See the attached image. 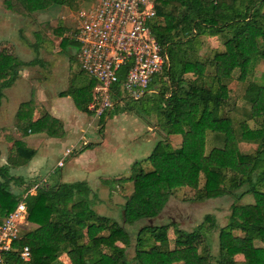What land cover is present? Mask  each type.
Wrapping results in <instances>:
<instances>
[{"label": "trees", "instance_id": "obj_1", "mask_svg": "<svg viewBox=\"0 0 264 264\" xmlns=\"http://www.w3.org/2000/svg\"><path fill=\"white\" fill-rule=\"evenodd\" d=\"M88 1L0 0V5L27 16L52 5L76 10ZM51 23L55 36L76 44L75 40L62 36L63 28L56 20ZM147 25L167 60L161 73L148 83L151 95L147 94V98L152 106L143 114L155 116L156 125L165 136L178 134L179 146L173 148L163 138L143 158L149 168L140 169L139 176L133 179L132 190L121 205V223L94 212L89 206L94 193L83 180L37 188L25 199L26 221L32 228L20 233L13 244L26 245L30 258L25 262L14 257L11 264H52L61 252L70 264H264L253 243L257 240L264 244V85L249 79L253 65L264 59V0H155L154 15ZM220 35L224 37L223 49L215 51L210 59H200L197 51L201 37ZM41 42L36 37L31 43L35 53ZM37 60L34 57L23 62L0 48V101L2 90L16 79L17 68ZM207 63L213 69L209 86L203 81ZM235 69L240 86L234 98L248 103L247 109L239 111L245 119L253 120L254 127H249L245 120L233 124L222 112L228 104V82ZM121 76L122 73L120 79ZM95 84L90 77L80 86L70 85L58 94L70 96L75 107L88 112L86 105ZM30 93L15 112L20 135L42 132L61 136L62 126L56 118L43 113L32 119L37 101L34 92ZM207 132L220 134L222 145L205 153ZM10 141L14 148L13 155L8 156L11 164L28 161L33 156L34 150L23 141ZM239 142L253 143L255 148L252 152H241ZM0 179L1 220L17 201L9 182L19 185L21 178L9 175L7 165H0ZM180 187L193 190L192 201L231 198L227 221L217 227L214 259L206 238L209 230L216 227L212 215H204L190 230L171 223L173 249L168 248L166 224L151 223L173 190ZM246 193L252 195V203H238ZM137 220L145 223L133 233V257L128 259L125 249L130 236L122 224L130 225ZM234 230L240 234H234ZM237 254L242 260L234 259Z\"/></svg>", "mask_w": 264, "mask_h": 264}, {"label": "rangeland", "instance_id": "obj_2", "mask_svg": "<svg viewBox=\"0 0 264 264\" xmlns=\"http://www.w3.org/2000/svg\"><path fill=\"white\" fill-rule=\"evenodd\" d=\"M86 5L81 4L76 10H70L66 5H52L42 11L32 12L27 16L10 12L0 5V48L10 52L23 62L34 59V57H37L40 61V64L34 63L26 67L19 66L16 71L19 72L17 73V77L20 78L4 91V116L0 118V123L7 124L13 118L14 129L11 130L15 133V136H11L9 131L5 132V135L3 134V142H11V139L23 137L16 129L14 111L15 109L17 110L16 107H18L21 101L29 99L32 94L30 91L34 92V87L38 83H41L40 86H44L49 92H61L67 90L70 85L77 87L89 80L90 77L80 70L77 61V44L64 42L63 39H60L59 36L57 37L51 32V28L53 27L51 20H56L57 25L63 28L62 36L73 39V33L77 26V13L80 8ZM36 37L42 39L37 53L30 46ZM223 39L224 37L221 35L201 37L202 43L197 51L198 57L200 59H210L215 51L223 49ZM160 73L154 74L151 79ZM212 73L211 64L207 63L203 80L205 86H209ZM237 73L238 69H235L231 80L228 82L230 96L228 104L223 107L222 112L232 119L233 124H236L240 120H245L249 127H254L253 120L245 119L239 111L240 108L247 109L248 103L242 99L234 98V94L238 92L240 86L239 81L236 79ZM37 77L42 78L37 80ZM249 77L250 80L264 85V59H259L253 65ZM118 85L119 81L111 87V90H113L110 97L112 108L109 114H107L113 115L114 118H108L104 122V126L100 125L107 116L104 113L101 118L99 117L101 121L99 118H94L91 123L95 125L96 129L100 130L102 128L100 131L97 132L93 126H90L89 130L82 134L85 142L92 143L89 149V157L84 158L89 152L85 149H82L85 150L83 153H81V150L78 154L71 155V153L78 151L72 148L69 155L63 157L61 168L54 167L56 160L61 158L62 151L58 152L57 149L61 147L63 150L65 146L68 148L72 146L79 134L77 133L69 141L67 140L68 142L65 141L64 136H43L38 143L39 147L33 161H37L38 163L39 175L46 179L44 186H50L59 181H86L94 193V198L90 201L89 206L95 213L107 216L121 223V205L124 197L132 190L133 179L139 176L140 169L146 170L149 168V164L145 163L143 158L150 153L155 143L163 138H166L173 148L178 147L180 136L178 134L165 136L164 132L156 125L155 116L153 117L150 114L149 117L143 114L152 106V102L150 103V99L147 98L151 95L149 94L150 90L145 91L137 99H132L126 94L120 93ZM140 98L143 100H140ZM73 109L79 110L75 106ZM84 124H86V121H84ZM28 135L32 140L36 138L38 132L28 133ZM221 145L222 136L220 134L213 132L206 133L205 153L210 148L220 147ZM83 146V144L80 145V147ZM8 147L10 155L14 152V148L12 144ZM238 148L241 152H252L255 144L239 142ZM87 158L90 160H87ZM18 171V173L27 174L23 167ZM8 173L14 175L16 169L9 168ZM201 182L202 177L200 178V184ZM15 191L16 199H18L20 193H16ZM192 195L193 190L188 187H180L173 190L163 209L151 220V223L166 224L168 248L173 249L174 233L173 226L170 225L171 223L175 224L178 228L190 230L202 221L204 215H212L216 227L209 230L206 238L210 254L214 259L217 256V227L224 225L227 221L231 198L221 196L201 201H192L190 199ZM252 201V195L246 193L240 197L238 203L248 204L252 203ZM144 223V220H137L130 225L122 224L128 230L130 236V244L125 249V257L128 259L133 257V233ZM31 228V225L27 223L19 231V234L29 231ZM233 233L236 235L240 234L237 230H234ZM253 243L257 256L264 258V244L257 240ZM115 245H120V243L115 242ZM234 259L240 261L242 260V256L237 254L234 256ZM52 264L70 263L65 253L61 252ZM173 264L181 263L177 262Z\"/></svg>", "mask_w": 264, "mask_h": 264}, {"label": "built area", "instance_id": "obj_3", "mask_svg": "<svg viewBox=\"0 0 264 264\" xmlns=\"http://www.w3.org/2000/svg\"><path fill=\"white\" fill-rule=\"evenodd\" d=\"M154 2L90 0L79 9L73 40L78 46L80 69L96 82L86 105L93 118L98 119L112 108L111 87L117 81L120 93L137 99L147 90L151 77L165 67L166 54L147 25L154 15ZM72 148L64 149L63 155L69 154ZM61 165L62 160H58L56 166ZM44 183L42 179L30 184L20 194L13 209L1 218L0 264H11L14 257L25 262L29 260L28 247L13 244L27 224L26 197L33 195Z\"/></svg>", "mask_w": 264, "mask_h": 264}, {"label": "crops", "instance_id": "obj_4", "mask_svg": "<svg viewBox=\"0 0 264 264\" xmlns=\"http://www.w3.org/2000/svg\"><path fill=\"white\" fill-rule=\"evenodd\" d=\"M0 40H1V38H0ZM35 63L40 64V61L37 60ZM39 64H36V65H39ZM17 73H19V72H17ZM17 76H18V74H17ZM19 78L20 77H16L14 82ZM41 78L37 77L36 79L38 80ZM12 84L9 87H11ZM40 84L41 83H38L34 87V95H35V99L37 101V104L35 105L34 109L32 110V115H31L32 119L38 118L43 113H47L51 117L56 118L61 123L62 130H63V133L61 136L62 137L64 136V138L66 139L65 141H67V140L69 141L74 135H77V133H79L77 138L75 139V143H73L72 146L69 147V148L73 147L74 149H77L78 151L71 153V155H76V154H78V152H81L82 147H80V145L83 144V142H84L83 145H88L85 148V150L89 151L92 143L87 142V141L85 142V139H83L82 134L86 133V131L89 130L90 126H93V128L97 132L100 131L102 128L100 130L96 129L95 125L91 124L93 122L94 118L90 115L89 112H84L81 110L79 111L77 109H73L74 105H73L72 99L68 95L60 96L58 94L59 91L58 92H56V91L49 92L48 89H46L44 86H40ZM9 87L4 88L2 90L3 95H2L1 101H0V118H2V116H4V104H3V102L5 101L4 91H6ZM23 101H25V100H23ZM23 101H21V102H23ZM15 111H16V109H15ZM15 111H14V113H15ZM109 111L107 113H105L104 115L109 114ZM115 116H117V115H115ZM122 116H125V115H122ZM127 116H130V115H127ZM108 118L112 119V118H114V116L113 115H107L106 118L104 119L103 123H100V125L104 126V122H106V120ZM12 120H13V118L10 121H8L7 124L0 123V165H7L8 172H9V168H11V169L15 168L16 169V173L14 175H11V176L20 177L21 183L19 185H17V183H15L14 181H10L9 187L11 188V191H15V189H17V191H15V192L16 193L18 192L21 194L30 184H32L34 182H38V181H40V179H44V178H42V176L39 175L38 165H37L38 163H37V161H33V158L37 154V148L39 147V144H38L39 141L41 140V138H43V136L47 137V135L40 132V133H38L36 138H34L32 140L29 137V135L28 136L26 135L23 137H18L17 139L23 141L26 147L34 150V154L28 161H23L20 163L16 162L15 164H11L10 162H8V156H12L13 153L9 155V149H8L9 147L8 146L11 145L12 143L11 142H3L2 140H3V134L5 135V132H8V131L11 134V136H13V137L15 136V133L11 130V129H14ZM84 121H86V124H84ZM76 141H77V143H76ZM78 144H80V145L78 147H76ZM66 148H68V147L65 146L63 148V150L61 147H59V149H57L58 152H60V151H62V152H61V158L57 159L56 162L58 160H62L63 157H66L69 155V154H67L65 156L63 155L64 149H66ZM85 150H82L81 153H83V151H85ZM89 155H90V151L87 153V155L84 156V158L89 157ZM87 160H90V159L87 158ZM32 162H34V163H32ZM55 166H56V164L54 165V167ZM61 166L60 167L57 166V167L61 168ZM22 167L25 168V171L27 174L18 173L19 172L18 170H20ZM54 167H53V169H54ZM26 180H29L28 182H30L31 180L32 181L28 184V182H25ZM44 180H46V179H44ZM59 182H62V181H59ZM53 184H55V183H53ZM27 223H29V222H27Z\"/></svg>", "mask_w": 264, "mask_h": 264}]
</instances>
